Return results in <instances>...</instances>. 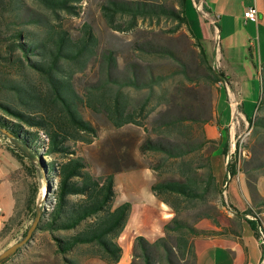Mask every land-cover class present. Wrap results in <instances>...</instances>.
Listing matches in <instances>:
<instances>
[{"label": "trees", "instance_id": "obj_1", "mask_svg": "<svg viewBox=\"0 0 264 264\" xmlns=\"http://www.w3.org/2000/svg\"><path fill=\"white\" fill-rule=\"evenodd\" d=\"M81 1L0 0V128L12 133L18 144L1 131L0 143L19 162L12 172L14 181L22 174L27 189L22 213L6 221L0 237L5 238L7 244L34 215L39 186L37 166L31 159L34 157L40 162L49 189L37 227L26 243L37 231H48L53 251L64 261L73 263L67 254L77 246L89 244L90 248H96L95 256L115 264L122 252L118 236L130 204L123 202L111 206L115 193L113 171L94 174L77 141L91 142L98 135V128L86 115L87 111L101 114L115 128L127 123L143 126V120L154 106L165 101L168 111L155 117L153 129L167 134L146 136L139 149L164 154L151 166L156 169L165 158H181V177H161L152 184L156 194L167 201L172 199L176 214L172 224L165 223L166 233L154 241L136 235L132 254L139 257L142 264H176L177 251L192 257L195 264L191 236L215 230L198 228L180 217L177 204L181 200L194 203L188 198L191 196L204 199L209 185H214V176L209 170L206 179L201 177L189 161L183 159L184 154L211 140L190 136L191 124L186 120L205 118L198 115L196 107H191L192 101L186 97L188 93H184L187 91L185 82L205 80L211 84L220 78V73L199 50L187 48L182 54L172 42L152 38L134 42L137 55L147 58L145 64L142 66L139 59H133L128 69L118 73L116 52L112 48L98 49V37L91 23L83 21L75 31L77 27L68 22L69 16L80 13ZM99 8L108 25L120 31L134 28L139 18L149 23L169 19L174 21L170 30H176L186 20L182 7L166 0H103ZM94 57L98 60L96 77L78 86V75L87 69ZM11 73L16 76L8 78ZM175 76L179 79L173 89L162 86L165 80ZM260 83L257 110L264 108V73L260 75ZM156 86H160L158 93ZM141 88L147 89L145 95L137 98L131 95L130 89ZM154 94H157V101L148 107ZM247 119L258 140L263 138L264 113ZM173 132L177 135L175 138L171 137ZM227 150L225 142L220 152L226 156ZM196 164L197 168L208 165L209 154L205 161ZM238 165L232 152L226 162L227 170L237 172ZM258 167H264V159L246 169ZM202 180H205L204 185L200 184ZM246 183L252 202L245 212L252 213V217L246 219L264 253L260 237V230L264 232V215L257 213L258 209L264 211V194L248 178ZM171 235L173 244L169 241Z\"/></svg>", "mask_w": 264, "mask_h": 264}, {"label": "rangeland", "instance_id": "obj_2", "mask_svg": "<svg viewBox=\"0 0 264 264\" xmlns=\"http://www.w3.org/2000/svg\"><path fill=\"white\" fill-rule=\"evenodd\" d=\"M101 1L103 0H82L80 13L69 16L67 19L72 26L77 27L75 31L83 21L91 23L98 37V49L112 48L116 52L118 73H121L122 69H128V64L133 59H139L142 66L147 61V58L138 56L133 49L134 42L138 40L152 38L155 41L172 42L177 51L182 54L186 53L187 48H195L198 51L182 25L176 30H170L174 22L169 19L161 18L159 21L151 23L148 20L140 19L134 28L125 31L111 28L100 13L99 4ZM185 15L190 22H194V28L195 26L199 27L198 16L201 14L192 6L190 0L185 4ZM262 31V29L257 30L254 23L248 22L246 31H243L244 35L238 36L240 40L238 44L231 45L230 37L224 38L222 36L218 39L223 55L221 61L224 64L226 60L233 62L232 64L239 70L241 78L247 79L246 90L243 93V96L247 98L243 106L235 108L226 99L225 88L223 86L218 87L217 80L211 84L205 80L196 83L186 81L187 91L184 92L188 93L186 97L192 101L191 107H196L198 115L205 118L202 121L186 120L187 123L191 124L188 128L190 136L211 140H207L198 149L184 154L183 159L189 161V164L194 167V171L205 179L208 171L211 170L214 176V185H209L204 199L191 196L188 198L194 203L181 200L177 204V214L198 228L217 230L220 227L219 220L226 217L227 212H232L236 214L237 226L243 229V240L246 244H249L248 232L252 230L246 219V217H252V213H248L249 216L244 215L249 206H252L246 178L256 185L260 193L264 194V167L248 169L249 171L246 168L255 161L257 163L264 159V137L258 140L253 133L254 129L251 122L248 119L241 120L239 115L243 113L247 117H252L254 114L264 113V108L257 110L261 92L260 75L257 71L261 61H264V35ZM251 47H254L253 55H251ZM207 59L214 67L212 55ZM97 66L98 60L94 57L87 69L78 75V86H83L84 83L96 77ZM214 69L218 71L215 67ZM15 76L16 74L11 73L7 77L14 78ZM177 79H179L178 76L165 80L162 86L173 89L175 87L173 84ZM155 89L158 93L160 86H156ZM218 90L219 96H217ZM130 93L137 98L145 95L147 89H130ZM156 95H152L148 107L155 105ZM175 103L177 102L175 101ZM167 109L165 101L159 102L148 117L143 120V126L128 123L118 128L110 125L101 114L86 112L88 118L97 126L98 135L91 142L77 141V145L88 159L93 173L113 171L115 193L111 200V206L115 207L123 202L130 204L128 217L120 232L124 236L120 238L122 252L116 264H142L139 257L132 254L135 237L131 246L128 244L129 237L142 235L148 241H154L166 233L165 223L172 224V218L176 214L170 202L172 199L167 201L160 197L153 191L152 184L161 177H181V164L179 162L181 158H165L160 167L153 171L151 166L159 161L164 154L160 151H141L139 149V144L146 136L157 137V135L167 134L153 129L155 117L160 112L163 114L168 111ZM229 122L230 124L227 125ZM175 136L177 135L174 132L171 133V137L175 138ZM0 141H2L1 135ZM225 142H227L228 149L226 156L220 152ZM232 152L239 161V168H237V172L230 173L227 170L226 162ZM206 153L209 154V164L197 168L196 163L205 161ZM15 183L16 187L20 189L22 183L18 182V179L15 180ZM204 183L205 180L200 182L203 185ZM7 202V199L0 195V205L4 210L7 208ZM148 208L149 210H147ZM152 208L156 214L154 219L150 220ZM257 211L258 214L264 215L263 210L258 209ZM146 212L148 218H146ZM5 217L7 215H4ZM215 219L216 221H214ZM25 229L22 232L19 231L10 241L21 236ZM197 235L191 236L192 241ZM49 239V236L42 235L39 231L36 232L30 242L24 244L19 252L4 261L3 264H106L104 260L95 256L96 248L93 246L90 248L91 245L89 244L77 246L67 254L73 259V263L64 261L59 254L53 251L52 242ZM5 241V238L0 237V249L10 242L5 244ZM169 241L171 244L174 243L172 235ZM193 245L197 246L198 249L206 246L204 242L200 241L197 243L193 241ZM209 251L210 254H206V256L199 255L202 264H235L234 257L223 249L220 241H213ZM174 258L176 264H194L192 257L186 254L181 255L177 251Z\"/></svg>", "mask_w": 264, "mask_h": 264}, {"label": "crops", "instance_id": "obj_3", "mask_svg": "<svg viewBox=\"0 0 264 264\" xmlns=\"http://www.w3.org/2000/svg\"><path fill=\"white\" fill-rule=\"evenodd\" d=\"M166 1L173 3L176 7L181 6L182 12L185 15V4L188 0H182V2L181 0ZM190 1L192 6H194L201 14L200 16H198L199 27L197 28L195 26L194 28V22H190L187 17L181 25L188 34L189 38L195 43L197 49L204 56L208 58L212 55L214 67L218 69V72L220 73V78L216 81V83H218V87L223 86L226 92V99L235 108H239L243 106L247 98L246 96H243V93L246 90L245 86L247 84V79L241 78L239 70H237V68L232 64L233 62L226 60V63L224 64V62L221 61L223 55L221 54V48L218 44V39L222 36H224V38L230 37L229 39L231 45L238 44V41H240L238 39V36L240 34L244 35L243 31H246V25L248 24V22L254 23L257 30L262 29V33L264 35V0ZM253 4L258 10V19L256 21L246 19L243 15V12L246 7ZM139 20L140 18L138 19V21ZM250 49L251 55H253L252 52L254 50V47H251ZM257 72L259 75H261V73H264L263 60L259 64ZM217 96H219V90ZM239 118L241 120H247V116H245L243 113L239 115ZM231 121L232 120L230 119V122ZM230 122L227 125H229ZM120 152L122 153L123 151ZM207 154L208 153H206L205 156ZM226 155H228V153ZM18 166L19 162L12 156V154L10 153V151H8L5 145L0 143V195L5 197V199H7L8 201V204L6 205L7 208L5 210L0 205V230L2 229L6 221L10 219V217H13L14 215H16V213L20 211L22 213L25 205L24 200L25 195L27 193V189L23 183V175L19 174L18 176V182L20 181L22 183L20 189L16 187V183L14 181V178L12 177V172L15 171ZM151 169L154 171L155 168L151 167ZM147 210H149V208ZM152 210L153 211L151 217L149 218L150 220H153L154 215L156 214L153 208ZM146 214V218H148V213L146 212ZM4 215H7V217H5L6 219L4 218ZM236 219V214L232 212H227L226 217H224L223 219L221 218L219 220L220 227L217 230H215L213 233L200 234L193 238V241L196 243L200 241L206 244V246L202 247V249H198V247L194 245L195 264H202L199 255L206 256V254H210V245L215 240L220 241V243H222L223 245V249L234 257L235 264H264V253L262 247L259 244V240L254 234L253 230H250L248 232L249 244H246L243 240V229L237 226L235 221ZM27 221L24 222L23 227L19 231L22 232V230L27 227L29 223ZM39 232L42 235L49 236L48 231L39 230ZM122 236H124L122 233L118 236L120 244V238H122ZM134 237L135 236L129 237L130 241L128 242V244L130 246L133 243ZM49 240L51 241V238Z\"/></svg>", "mask_w": 264, "mask_h": 264}, {"label": "water", "instance_id": "obj_4", "mask_svg": "<svg viewBox=\"0 0 264 264\" xmlns=\"http://www.w3.org/2000/svg\"><path fill=\"white\" fill-rule=\"evenodd\" d=\"M0 131L2 132L3 135H5L8 139H10L13 143L15 144L17 143L12 133L8 132L6 129L2 127L0 128ZM31 159L33 163L36 164L37 166V174H38V181H39L38 192H37L35 202H34V215L30 219L25 229V232L21 236L10 241L7 245H5L3 248L0 249V264H2L6 259H8L20 246L25 244L30 239L33 231L37 227L41 213L46 204V197L48 194L49 182L45 176V173L40 167V162L38 161V159L34 157H31Z\"/></svg>", "mask_w": 264, "mask_h": 264}, {"label": "built area", "instance_id": "obj_5", "mask_svg": "<svg viewBox=\"0 0 264 264\" xmlns=\"http://www.w3.org/2000/svg\"><path fill=\"white\" fill-rule=\"evenodd\" d=\"M243 15L246 19L256 21L258 19V10H257L256 6L253 4V5L246 7V9L243 12ZM237 168H239V165ZM246 215L249 216V214H246ZM260 237H261V241L264 242V240H263L264 232L262 230H260Z\"/></svg>", "mask_w": 264, "mask_h": 264}]
</instances>
